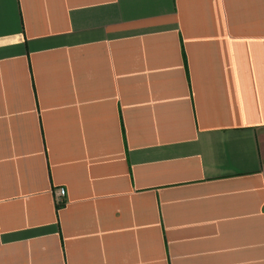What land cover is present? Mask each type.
I'll return each mask as SVG.
<instances>
[{
	"label": "crops",
	"instance_id": "obj_1",
	"mask_svg": "<svg viewBox=\"0 0 264 264\" xmlns=\"http://www.w3.org/2000/svg\"><path fill=\"white\" fill-rule=\"evenodd\" d=\"M0 264H264V0H0Z\"/></svg>",
	"mask_w": 264,
	"mask_h": 264
},
{
	"label": "built area",
	"instance_id": "obj_2",
	"mask_svg": "<svg viewBox=\"0 0 264 264\" xmlns=\"http://www.w3.org/2000/svg\"><path fill=\"white\" fill-rule=\"evenodd\" d=\"M66 197V190L65 189H60L58 191V199L59 201H62Z\"/></svg>",
	"mask_w": 264,
	"mask_h": 264
}]
</instances>
